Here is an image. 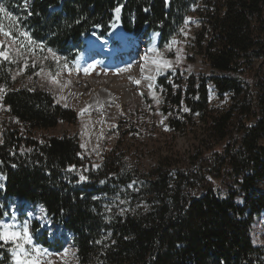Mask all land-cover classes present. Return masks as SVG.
<instances>
[{
  "label": "trees",
  "instance_id": "1",
  "mask_svg": "<svg viewBox=\"0 0 264 264\" xmlns=\"http://www.w3.org/2000/svg\"><path fill=\"white\" fill-rule=\"evenodd\" d=\"M2 4L0 32L18 48L7 59L0 56V105L8 116L0 143V221L8 198L42 206L73 234L76 264H264V248L252 238L254 219L264 214V190L258 187L264 180V77L251 76L248 83L219 75H246L254 58L264 55V0ZM193 12L200 20L203 61L216 73L209 81L220 95L232 94V106L211 113L206 78L157 79L171 129L185 132L195 118L204 122L188 166L162 162L146 177L127 169L119 155L108 154L93 170L80 157L75 137H31L60 123L75 124L77 117L46 91L16 87L13 73L26 55L38 61L26 74L42 63L54 71L49 53L60 66L70 65L83 35L97 31L103 37L115 24L136 35L159 33V44H165ZM254 17L262 21L257 36ZM227 179L232 185L222 195L215 181ZM38 228L34 223L33 231ZM36 238L55 247L44 233ZM0 264H13L10 245L1 239Z\"/></svg>",
  "mask_w": 264,
  "mask_h": 264
},
{
  "label": "rangeland",
  "instance_id": "2",
  "mask_svg": "<svg viewBox=\"0 0 264 264\" xmlns=\"http://www.w3.org/2000/svg\"><path fill=\"white\" fill-rule=\"evenodd\" d=\"M29 3H31V0H27V5ZM2 5V0H0V17H2ZM262 19L264 20V14ZM119 26V24H115L103 37L97 31H92L84 39L83 47L70 65L60 66L55 60L53 61L55 59L53 52L49 53L51 57H49V64L54 62V71L49 70L42 63L32 73L26 74L29 64L37 60L35 57L27 55L21 60L20 68L15 69L13 73L16 87L46 91L53 96L55 103L73 110L77 117L75 124L60 123L53 129L34 131L31 133V137L37 140L62 135L75 137L78 140L80 157L86 160L87 165L93 170H97L100 167L104 157L108 154L119 155L127 169L146 177L158 168L162 162H170L175 168L186 167L191 161L190 156L199 141L200 129L204 128V122L195 118L193 124L189 125L185 132H177L171 129L168 125V116L170 114L165 115L163 113L162 88L157 86V79L167 74H171L172 77L178 75L184 80L190 75L196 78H206L208 103L211 113L217 115L232 106V94L225 93L220 95L214 84L209 81L211 75L216 73L203 61V51L199 47L197 40L200 20L194 12L185 18L177 34L165 44H159L158 33L156 32H150L147 35L128 33V44L131 45V50L137 51V55L148 50L149 45L155 41L154 39H157L158 53L163 60L171 62V68L166 71V74L162 71L158 72L155 81L156 98L154 100L147 98L143 94H136L128 98L125 104L123 102L122 111L116 112L115 116L109 120L105 134L99 141L98 147L87 141L91 124L97 123L96 118L86 120L85 125L81 126L77 97H73L70 100L66 99L63 96L64 90L67 88L66 85L61 83L58 89L54 88L49 82L50 79H57L59 74L75 80L81 74L77 63L82 57L86 59L87 66L84 65L85 68L90 67L95 62V58L99 56V51L96 50L92 53L91 49L88 48V40L94 36L99 37L100 40L102 39L103 45L106 47L113 50L121 48L123 43L115 37L116 31L112 32L114 28ZM252 27L255 30L254 32H256L255 36L259 35L262 21L254 17L252 19ZM23 35L25 37L28 36V30H24L23 34L21 33V36ZM135 44H141L143 49L136 48ZM203 44L205 45V43ZM16 48H18L17 44L7 39L1 31L0 56L4 55L7 59L11 53L15 52ZM100 63L104 65L106 62L104 60L103 62L96 61L97 66ZM250 67V72L238 77L235 74H218L220 76L236 77L240 81L245 79L248 83L252 80L251 76L263 78L264 55L255 57ZM104 69L100 66L95 69L93 77L98 80L95 86L101 83L100 79L111 75L110 72L105 73ZM106 70L110 71L111 68ZM105 85L111 86L107 83ZM130 87L134 88L131 85ZM68 88L78 90V88L76 89L75 86L71 87V85ZM123 89L125 88L123 87ZM123 89L118 88V91L122 93ZM84 90L81 91L82 97L89 93L88 89ZM7 121L8 116L0 105V143L4 128L2 124ZM260 145L264 146V138L260 141ZM3 181L4 178L0 175V190L2 189ZM215 184V186L220 188V193L225 195L232 185V180H223L221 184L220 181H215ZM258 187L264 190V180L259 182ZM237 202L241 204L242 200L237 199ZM4 209V217L0 221V239L10 245L13 264H76L73 235L54 223L52 218L46 215L47 213L43 207L31 205L17 198H8ZM34 223L39 227L36 232L33 231ZM42 233L45 234L48 241H54L55 247L42 246L36 238L37 235H42ZM252 238L255 245L264 248V214L255 217L252 224Z\"/></svg>",
  "mask_w": 264,
  "mask_h": 264
},
{
  "label": "bare ground",
  "instance_id": "3",
  "mask_svg": "<svg viewBox=\"0 0 264 264\" xmlns=\"http://www.w3.org/2000/svg\"><path fill=\"white\" fill-rule=\"evenodd\" d=\"M113 31H116L115 37L123 43L121 48L113 50L106 47L103 45L102 39L100 40L99 37L94 36L88 40V48L91 49L92 53L96 50L99 51V56L95 58V62L90 67L85 68L86 59L82 57L77 63L81 74L75 80L59 74L57 79H50L49 81L54 88L58 89L61 83L66 85L67 88L63 93L66 99L70 100L77 97L81 126L85 125L86 120L96 118L97 123L91 124L90 135L87 140L95 147H98L99 141L103 138L109 120L115 116L116 112L122 111L123 102L125 104L128 98L136 94H143L154 100L156 98L155 81L158 72L166 73L171 68V62L163 60L158 53V38L154 39L155 41L149 45L148 50L137 55V51L131 50V45L128 44L129 35L120 27L114 28ZM87 37H84V39ZM135 45L136 48H142L141 44ZM103 60L106 63L104 65L100 63L98 66L103 69L111 68L110 71L104 69L105 73L110 72L111 75L100 79L101 83L95 86L96 81H98L93 77V73L98 67L96 61L103 62ZM105 83L111 86L108 87ZM129 84L134 88H131ZM70 85L71 87L75 86L78 90L69 89ZM118 88L123 89V92L120 93ZM84 89H88L89 93L82 97L81 91Z\"/></svg>",
  "mask_w": 264,
  "mask_h": 264
},
{
  "label": "water",
  "instance_id": "4",
  "mask_svg": "<svg viewBox=\"0 0 264 264\" xmlns=\"http://www.w3.org/2000/svg\"><path fill=\"white\" fill-rule=\"evenodd\" d=\"M120 28L123 29L121 26H120ZM158 38H159V35H158ZM1 57H2L3 59H6L4 55H1ZM164 74H166V73H164Z\"/></svg>",
  "mask_w": 264,
  "mask_h": 264
}]
</instances>
